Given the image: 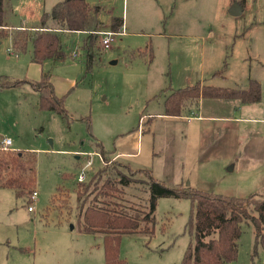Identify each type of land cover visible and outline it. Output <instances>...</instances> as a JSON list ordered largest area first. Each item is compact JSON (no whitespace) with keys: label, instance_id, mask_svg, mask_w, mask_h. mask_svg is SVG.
<instances>
[{"label":"rangeland","instance_id":"374dc122","mask_svg":"<svg viewBox=\"0 0 264 264\" xmlns=\"http://www.w3.org/2000/svg\"><path fill=\"white\" fill-rule=\"evenodd\" d=\"M101 1L107 0H96ZM108 1L110 19L124 18L125 32L116 34L111 48L105 50L99 32L113 29L100 23L94 32L98 56L90 71L85 59L72 56L83 42L80 34L60 35L67 54L64 61L45 60L44 71L52 73L56 94L65 97L66 114L40 109L38 93L30 85L0 90V140L10 137L16 149L35 153L34 190L38 192L29 202L0 187V264H105V233L81 228V202L75 193L79 176L83 173L88 184L106 169L85 206L96 203L111 209V202L145 208L147 186L141 180L148 175L122 165L121 171L137 182L102 195V185L120 165L112 154L103 156L99 145L112 153L120 150L119 144L129 153L139 151L120 160L134 170H151L168 186L264 196V185L248 177L252 166L248 161L228 172V163L216 154L205 161L193 159L186 120L193 115L185 109L197 101L187 103L180 118L156 116L164 114L171 92L197 83L244 89L249 79H256L264 99V0ZM52 2L5 0V20L13 26L25 18L37 22L44 11H51ZM8 48L13 49L11 34L0 38V76L29 79L33 44L29 42L26 52L19 51V58L10 56ZM261 128L264 131V124ZM94 152H100L103 161ZM243 156L252 162L256 159L255 163L261 156L264 159L256 149ZM91 159L93 164L88 166ZM191 212L188 199L160 198L152 234L122 235L124 264H179L193 242L188 227ZM231 264H264V250L256 245L250 223H241L237 258Z\"/></svg>","mask_w":264,"mask_h":264},{"label":"trees","instance_id":"16d2710c","mask_svg":"<svg viewBox=\"0 0 264 264\" xmlns=\"http://www.w3.org/2000/svg\"><path fill=\"white\" fill-rule=\"evenodd\" d=\"M101 6H91L87 0H63L56 3L50 12H44L41 18V30L34 33L29 30L16 31L13 36V48L26 52L29 42L33 43L32 61L43 63L45 60L65 59L67 54L63 48L59 31H86L81 48L86 54V68L90 71L96 61L95 46L97 37L94 36L99 27ZM54 20L57 29L48 26V20ZM113 32H119L124 25V19L113 16L111 19ZM6 25L5 0H0V32ZM97 31V30H96ZM30 85L38 93L40 109L58 114H66L65 97L55 92L50 73H44L40 80L11 79L0 76V90L18 88ZM200 98H218L225 101L239 100L241 103L252 104L261 100V87L258 81L250 79L248 87L236 89L231 87L203 85L197 83L171 92L164 102V114L180 116L184 106ZM102 155L107 158L112 152L99 145ZM110 177L101 187L104 196H110V191L120 192L119 186H129L137 180L123 171V167L143 173L148 179L145 208L127 206L121 202H111L114 207L99 206L89 203L88 195L98 188L99 179L106 169L94 175L86 184L78 181L75 189L77 200L81 202L82 230L89 233L104 232L105 235V264H124L120 257V243L125 233L146 232L152 234L156 222V208L162 197L188 199L192 205V217L188 227L193 232V242L186 247L179 264H231L237 258L238 241L241 235V223H250L254 228L256 245L264 250V196L254 192L246 197L223 195L201 191L181 185L168 186L155 178L149 169L134 170L130 166L116 161ZM36 155L32 151L7 150L0 151V187L11 189L17 197L27 198L35 191L37 181ZM121 168V169H120ZM112 170V169H111ZM98 176V179H96ZM114 176V177H113ZM116 179V180H115ZM92 188V189H91ZM30 195V199H29ZM95 200V199H94ZM104 205L106 202L103 203Z\"/></svg>","mask_w":264,"mask_h":264},{"label":"crops","instance_id":"0c3cea01","mask_svg":"<svg viewBox=\"0 0 264 264\" xmlns=\"http://www.w3.org/2000/svg\"><path fill=\"white\" fill-rule=\"evenodd\" d=\"M60 1L63 0H53L52 8L56 3ZM87 2L91 6L98 5L103 8V12L100 15V20L101 23L105 24L104 26H106V28L110 29L112 23L110 19V1L107 0L106 2L103 1L96 2V0H87ZM44 12H50V11H44ZM43 13L40 15L37 22L34 23H31L29 19L25 18L21 20L20 24L13 26L8 22L7 19L6 25L1 28V31H4V34L1 35L0 32V38L6 36L7 34H11L12 43H13V36L16 31L26 29L34 33L36 30H41V26H42L41 18ZM106 14L109 15L108 16L109 18L105 21L103 18L104 15ZM54 23H55L54 20L52 19L48 20L49 26ZM121 29H123V31L116 32L117 35L118 33L124 34L125 20H124V25L122 26ZM14 30L16 31L14 32ZM104 31H111V30H104ZM59 33L60 35H66L67 37L68 35L71 34L72 35L80 34V35H84L83 36L84 38H86L89 34V32L86 31H74V32L59 31ZM31 44L33 43L31 42ZM82 44L83 42L79 43L77 49L72 52V56L75 58L85 59L86 62V58L82 56L83 54L82 50L79 49L80 46H82ZM63 48L65 50L64 42H63ZM78 49L80 51H78ZM7 52L10 54V56L19 58L20 52L16 51L14 48L13 49L8 48ZM101 58L102 57H100V60ZM65 59H59V60L49 59L46 61H51L52 63L55 64L62 62ZM46 61H44L43 63L33 62L32 51H31L30 68L33 69V74L30 75L29 78L30 80H40L41 76L44 73H46L44 71V63ZM48 73H50L51 80L54 85L53 75L51 72ZM54 89L56 90L55 85H54ZM263 103H264V99L262 98L259 102L252 104L241 103L239 100L225 101L218 98H200L197 101L196 105H191L187 107L185 110L188 113H191V115H193V116H189L188 117L189 119H186L189 124L188 126H190L188 127L189 129L188 134L190 137L189 140L191 141V147H192L191 154L193 156V159L195 158L196 162H199V160L205 161L210 159L211 154L213 155L216 154L218 155V157H220V159H223L228 163L227 164L228 172H233L234 170H236V168L239 167L238 164L241 165L243 161H248L252 165L250 166V172L252 175L250 174L248 175V177L251 178L252 176V180L254 181L256 180L258 183L264 185V171H263L264 169L261 170V168H259L264 165L263 157L261 156V159H258L257 163H255L256 159H253V162L249 161V159H245V158L243 159L244 157L243 155H246V152L248 150L249 152H251L254 151V149H256L257 152L261 153L264 156V131L261 128V125L264 123L260 121L263 110ZM164 115L165 114L163 113L161 114L159 113L156 116H164ZM168 117L180 118V116H168ZM188 134H185L184 136L187 138ZM141 137L142 134L141 131H139L138 143L141 142ZM211 139L214 140L211 144H209ZM255 141L257 142V145L254 144ZM119 146H120V150H116V151L114 150L115 152L112 153L111 159L114 161L115 160L120 161L124 164V162L120 160L122 159V157L135 156L139 153V151H137L136 153H129L126 150L125 145L119 144ZM12 149L18 150L14 147V141L12 144ZM138 169H143V168H138Z\"/></svg>","mask_w":264,"mask_h":264},{"label":"built area","instance_id":"2783aa9c","mask_svg":"<svg viewBox=\"0 0 264 264\" xmlns=\"http://www.w3.org/2000/svg\"><path fill=\"white\" fill-rule=\"evenodd\" d=\"M122 31H123V29L120 30V32H122ZM99 33L102 35L101 42H102L103 49H105V50L110 49L111 48V44H112V42L115 39L114 37H115V35L117 33L116 32H113V31H109V32H99ZM260 121L264 123V103H263V110H262V114H261ZM12 144H13V139L12 138H10V137H3L0 140V151H7V150L12 149ZM84 154H86V153H84ZM94 154H98L99 155V158H100V161H103V157L100 154V152H94ZM88 155L89 156L91 155L90 157L92 158V154H88ZM87 163H88V166H91L93 164V160L91 159ZM79 180L80 181H83L84 180L83 173L80 174ZM37 196H38V192L35 190L32 193V195H31L32 200H35L37 198ZM33 210H34L33 205H30L29 206V211H33Z\"/></svg>","mask_w":264,"mask_h":264},{"label":"water","instance_id":"95a60500","mask_svg":"<svg viewBox=\"0 0 264 264\" xmlns=\"http://www.w3.org/2000/svg\"><path fill=\"white\" fill-rule=\"evenodd\" d=\"M239 11H237L236 13H238Z\"/></svg>","mask_w":264,"mask_h":264}]
</instances>
